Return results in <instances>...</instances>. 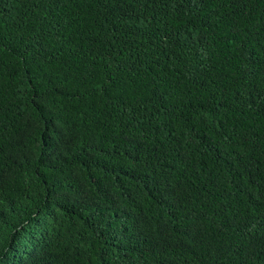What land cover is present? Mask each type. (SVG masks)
<instances>
[{
	"label": "trees",
	"instance_id": "obj_1",
	"mask_svg": "<svg viewBox=\"0 0 264 264\" xmlns=\"http://www.w3.org/2000/svg\"><path fill=\"white\" fill-rule=\"evenodd\" d=\"M0 264H264V0H0Z\"/></svg>",
	"mask_w": 264,
	"mask_h": 264
}]
</instances>
